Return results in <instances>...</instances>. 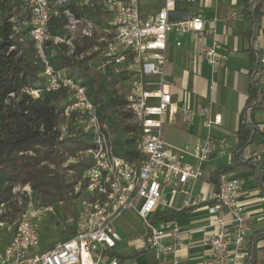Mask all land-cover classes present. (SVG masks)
Segmentation results:
<instances>
[{
    "label": "built area",
    "instance_id": "built-area-1",
    "mask_svg": "<svg viewBox=\"0 0 264 264\" xmlns=\"http://www.w3.org/2000/svg\"><path fill=\"white\" fill-rule=\"evenodd\" d=\"M175 3L164 0L156 16L146 19L140 0H28L30 35L43 65L45 91L54 93L64 89L71 95L73 103L66 107L65 117L79 115L82 131L92 141V147L85 151L89 166L74 186V194L81 199L76 233L44 252L36 251L41 245L39 224L53 208L35 204L29 184L23 189L14 186L12 199L0 205V239L3 234L9 239L0 252V264H100L106 257L117 264L112 255L117 253L122 238L116 224L128 212L135 213L142 221L138 249L152 250L166 260L183 245L179 240L183 229L174 220H154L160 208L169 207L167 192L174 197L182 194L185 209L208 205L207 214L213 222L207 227L212 230L205 232L202 243L210 248L212 264H246L249 256L246 241L253 219L239 199L240 180L223 172L212 197L193 192L203 177L202 165L210 161L214 148L217 146L222 156L228 154L225 141H216L209 135L194 146L177 148L164 138V127L173 123L178 112L166 79L169 37L172 33L194 34L202 40L210 33L201 15L171 21ZM98 11L112 17L108 28L100 30L88 14ZM62 18L68 23V37L51 32L52 20ZM78 37L95 39L92 51L102 56L99 72L124 77L123 111L130 115L127 120L136 128L132 134L136 136L138 155L128 158L117 152L86 86L52 63L47 52L49 45L67 41L74 52L73 43ZM261 48L264 50V44ZM198 56L215 73L228 61L218 41L200 47ZM260 63L264 65V54ZM261 75L260 68L256 77ZM29 92L39 98L42 91ZM196 115L209 130L222 125L221 115L212 118L210 108L188 111L185 120L191 122ZM189 158L197 164L189 162ZM14 207L20 212L11 222L7 217L13 214Z\"/></svg>",
    "mask_w": 264,
    "mask_h": 264
},
{
    "label": "crops",
    "instance_id": "crops-1",
    "mask_svg": "<svg viewBox=\"0 0 264 264\" xmlns=\"http://www.w3.org/2000/svg\"><path fill=\"white\" fill-rule=\"evenodd\" d=\"M175 1V10L170 14L171 21H181L201 15L205 20L206 29L210 30V33L206 34L202 40L194 34L179 36L172 33L169 37L166 79L170 85L173 103L178 112L173 123L168 124V126L176 128L178 137L185 144L175 145L167 140L166 143L177 148L194 146L209 135L216 141H225L228 154L220 155L216 146L210 161L202 165L203 177L195 184L193 189L194 193H200L210 198L217 190V186L212 180V174L217 169L230 165L232 153L244 143L240 131L244 129L246 122L256 127L257 133L254 143L244 152V157L262 156L264 154V65L260 67L262 69L260 77V83L263 87L262 99L250 108V100L253 96H256L251 95L253 82L251 71L255 65L254 55L257 51L260 52L261 56L264 54V50L261 48L264 44V15L259 30L254 36L252 21L246 10L250 0ZM163 5L164 0H143L141 5L143 17L146 19L154 18ZM262 10L264 12V6ZM85 13L86 11L83 10L82 14ZM88 14L100 30L109 27L108 24L112 17L108 13L98 11L88 12ZM104 14L108 16L104 17ZM214 41H218L223 47V52L228 55L226 65L216 73L198 56L200 47L211 46ZM177 43H181V46H177ZM51 56L54 58L53 53ZM99 60H96L93 65L97 67ZM109 80L115 82L112 77L106 81ZM120 84L125 87L126 83L121 82ZM204 108L211 109L212 118L216 114H220L222 125L214 126L209 130L198 115L191 122L185 120L184 115L186 112H197ZM130 133L135 136L132 134L133 132ZM134 143L136 147L131 151L138 155L136 139ZM188 160L192 164H197L195 159L189 158ZM227 172L240 180L239 199L253 219V228L246 241L247 249L249 251L254 249L252 264H264V189L256 171L250 167L241 166ZM70 173L73 176L69 177L70 175H67V178H70L67 182L75 186L77 183L73 178L77 179V177L73 171H70ZM73 196H75L72 202V209L74 210L69 213L65 214V203L61 202L63 211H61L62 218L59 219L66 222L65 231L73 230L64 241L76 233L81 199L78 195L73 194ZM165 198L167 201L170 198H173V200L169 202V207L159 209L154 220H174L183 229V233L179 236V240L183 245L177 248V251L166 260L159 257L154 251L148 250L128 261L127 264H175V261H178V264H212L210 248L202 243L205 232L212 230V227H207L213 222V218L207 214L208 205L201 204L185 209L182 207L184 200L182 194L174 197L167 192ZM35 204L39 205L36 197ZM210 204L211 202H209ZM50 207L53 208L50 213L58 211L57 206ZM19 212L20 210L14 207L13 214H10L7 219L11 222L16 220ZM126 215H132L139 219L133 212H128ZM13 216L16 218L13 219ZM44 220L46 218L42 221ZM205 227L207 228L204 229ZM190 230L192 232L188 233ZM2 239H7V245L9 239L6 234H3L0 240ZM167 242L172 243L173 241L168 240ZM137 250L138 242L130 251L121 253L117 250L115 255L130 256Z\"/></svg>",
    "mask_w": 264,
    "mask_h": 264
},
{
    "label": "trees",
    "instance_id": "trees-1",
    "mask_svg": "<svg viewBox=\"0 0 264 264\" xmlns=\"http://www.w3.org/2000/svg\"><path fill=\"white\" fill-rule=\"evenodd\" d=\"M263 4L264 0H250L246 8L252 21L254 36L264 15ZM30 15L28 0H0V205L12 199L14 185L22 182L31 186L40 206H57L63 202L64 212L67 214L72 210L75 197L73 194L69 195L74 185L67 182L68 171H73L79 181L89 165L79 162L64 167V164L92 146L82 130L75 135L69 133V136L62 137L60 128L66 120L64 111L73 100L64 89L54 93L45 91L47 81L43 77V65L33 48ZM56 21L58 19L51 22V32L65 36L63 31L54 29ZM73 44V55L57 54L52 58V50L58 46L53 44L49 45L48 55L57 69L81 80L87 88L89 98L101 112L106 106L102 101V95L107 93L104 82L112 77L115 82L121 83L124 82V77L113 72L101 73L97 69L98 65H93L102 57L100 52L92 51L96 45L95 39L78 37ZM61 46L63 45L58 48ZM101 46L103 48L104 45ZM260 60L261 54L257 51L251 71V95L256 96L251 98L250 108L258 104L263 95L260 78L256 77L261 67ZM36 90L42 91L39 98L29 92ZM56 100H59V106L54 104ZM117 104L120 105V116L126 120L130 115L123 111L124 95ZM76 115L73 114V117ZM125 127L129 133L136 131L133 125ZM256 133V127L246 122L244 129L240 131L244 143L232 153L230 165L221 167L212 174L216 186L221 173L246 166L256 171L264 189V154L244 157V152L254 143ZM135 155L131 151L124 157L131 158ZM146 251L148 250L138 249L130 256H112L118 260L117 264H127ZM253 261L254 249L249 251L246 264H252Z\"/></svg>",
    "mask_w": 264,
    "mask_h": 264
},
{
    "label": "rangeland",
    "instance_id": "rangeland-1",
    "mask_svg": "<svg viewBox=\"0 0 264 264\" xmlns=\"http://www.w3.org/2000/svg\"><path fill=\"white\" fill-rule=\"evenodd\" d=\"M143 4V0H141ZM141 4V5H142ZM105 15V16H104ZM103 16H108L107 14H104ZM106 20V18H104ZM67 20L62 18L58 19V21L54 24V29H59V31H63L66 35L64 37L69 36V32L67 30ZM53 34V33H52ZM57 35V34H56ZM60 45V48H58ZM53 56L56 57L57 54L63 55L64 53L67 56L73 55L74 52H71L70 46L67 44V41H65L63 44H59L57 48H54L52 50ZM96 73V71L94 70ZM106 82V83H105ZM103 86L107 88V93L102 95V101L106 105L104 110L101 111V117L106 125V131L108 133L109 138L112 140L117 152L120 153L122 156H128L131 149L136 147V144L134 143V140L136 139L135 136L131 135V133L126 131L127 125H131L130 122L126 119H122L120 116V105L117 104L120 99H122L125 87L120 84V82H113L112 80L105 81ZM112 100H115L113 102ZM59 100L55 101V105L59 106ZM101 104H99L100 107ZM82 121L79 115L77 114L74 118L73 115L71 117L66 118L65 122L61 125L60 131L62 133V137L69 136V133H73L74 135L82 130ZM176 128L173 126L166 125L164 127V138L168 142L175 144V145H183L185 143L182 142V140L178 137V133H176ZM84 134V133H83ZM92 146V141L89 143ZM82 153V154H81ZM79 162H88L87 154L85 151H82L77 154L76 158H71L68 160L64 167H67L70 163H79ZM69 177H72L73 174L68 171ZM67 178V180H70V178ZM75 180V183L80 182L78 181V178H73ZM72 180V178H71ZM25 183L19 182L15 184L16 187H21L23 189V186H25ZM76 185V184H75ZM31 187V186H30ZM32 189V188H31ZM34 193V192H33ZM74 194V188L71 189L69 195ZM75 195V194H74ZM34 194V198H35ZM168 202H172L173 198L168 199ZM35 202V201H34ZM39 201H37L38 203ZM171 204V203H170ZM58 211L53 212L46 215L44 218L46 220L42 221L39 224L40 229V235H41V245L36 249L38 252H44L56 244L64 241V239L73 232L72 229L69 231H65V221L60 220L61 217V211H63L62 204L57 205ZM74 210V209H72ZM19 214V213H18ZM18 217V215H17ZM16 217L13 216V219ZM43 218V219H44ZM60 218V219H59ZM70 219V218H69ZM118 231L122 237V241L119 242L117 250L119 252H128L132 249L135 244L138 242V236L142 233V221L140 219H137L133 217L132 215H126L119 219L116 224ZM137 241V242H136ZM7 239L0 240V251L4 250V246L6 245ZM152 254V253H150ZM113 259L106 257L100 264H112Z\"/></svg>",
    "mask_w": 264,
    "mask_h": 264
},
{
    "label": "bare ground",
    "instance_id": "bare-ground-1",
    "mask_svg": "<svg viewBox=\"0 0 264 264\" xmlns=\"http://www.w3.org/2000/svg\"><path fill=\"white\" fill-rule=\"evenodd\" d=\"M85 257H87V255H85Z\"/></svg>",
    "mask_w": 264,
    "mask_h": 264
}]
</instances>
